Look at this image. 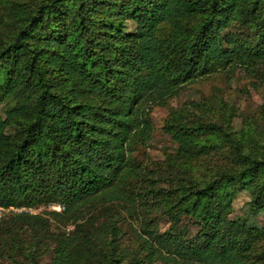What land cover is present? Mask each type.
Listing matches in <instances>:
<instances>
[{
	"label": "trees",
	"instance_id": "1",
	"mask_svg": "<svg viewBox=\"0 0 264 264\" xmlns=\"http://www.w3.org/2000/svg\"><path fill=\"white\" fill-rule=\"evenodd\" d=\"M0 10V207L54 203L62 210L49 215L72 224L90 206L135 199L132 152L150 137L152 106L197 78L264 64V0H0ZM234 25L255 32L241 36ZM199 135L217 139L235 167L179 187V215L200 221L192 239L145 217L138 253L124 262L119 219L107 221L103 237L87 219L56 237L50 264H247L252 240L241 234L260 232L228 220L224 202L262 174L250 205L264 211V141L234 132L230 119L198 121L174 128L177 155L206 153ZM11 219L35 236L16 264H38L45 219L28 211Z\"/></svg>",
	"mask_w": 264,
	"mask_h": 264
},
{
	"label": "rangeland",
	"instance_id": "2",
	"mask_svg": "<svg viewBox=\"0 0 264 264\" xmlns=\"http://www.w3.org/2000/svg\"><path fill=\"white\" fill-rule=\"evenodd\" d=\"M133 29L134 25L126 22V31ZM230 30L241 36H253L255 32V29L241 25H234ZM165 33L166 27L161 31L162 35ZM148 119L150 137L144 143L134 144L137 146L132 152L133 162L140 167L138 176L130 179L128 184V190L135 191L133 201L121 199L90 206L87 215L76 219L74 224L71 223L74 219L65 221L49 215L51 211L62 210L54 203L45 202L34 207H0V264H16L22 260L26 247L35 239L27 228L19 229L13 225L11 218L21 211L41 215L48 225L47 231L38 232L42 241L34 253L38 264H50L56 237L75 230L76 224L87 223V219L94 221L93 229L102 237L106 233L107 221L119 219L118 243L127 251L124 262L138 253L139 241L135 231H139L141 220L145 217L154 220L160 231H171L184 239H192L200 229V221L188 214L179 215L182 195L179 187L188 185L190 180L202 183L211 179L219 169L235 166L233 157L224 147H214L218 140L205 135H199L198 141L206 145L201 148L206 153L191 160L179 157L178 143L173 138L174 128L180 124L189 127L198 121L221 124L230 119L234 132L264 141V64L255 72L238 67L234 71H220L197 78L183 85L179 93L168 98L164 104L152 106ZM19 130L16 123L8 129L14 135L19 134ZM262 178V174L250 178L244 187L224 202L228 220L255 227L260 232H253L252 237L241 234L246 242L252 240L246 250L247 264H264V260L258 261L259 254L264 251V211L252 210L250 205L251 193ZM106 250V246L103 247V251ZM154 264L164 263L158 261Z\"/></svg>",
	"mask_w": 264,
	"mask_h": 264
}]
</instances>
